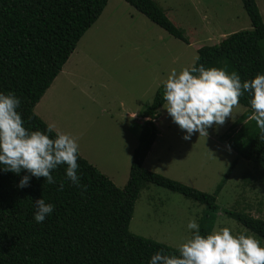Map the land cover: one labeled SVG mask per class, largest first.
<instances>
[{
    "label": "trees",
    "instance_id": "obj_1",
    "mask_svg": "<svg viewBox=\"0 0 264 264\" xmlns=\"http://www.w3.org/2000/svg\"><path fill=\"white\" fill-rule=\"evenodd\" d=\"M110 0H0V92L20 97L17 109L25 128L44 131L47 124L35 108L63 71L79 42L101 17ZM132 8L171 36L189 43L155 0H124ZM252 29L231 34L217 45L198 49L194 66L235 71L241 82L264 73V21L256 0H241ZM163 87L144 111L140 143L134 152L126 186L113 181L78 153L77 174L82 189L65 177L66 165L53 170L57 183L32 177L28 187L16 185L25 172H0V264H147L163 249L178 255L177 249L133 234L130 224L141 192L154 185L183 195L206 207L201 218V235L210 233L220 210L218 197L242 159L264 175V140L255 121L247 93L239 98L246 112L226 136L227 145L238 159L213 194L147 170L144 163L159 131L154 123L162 109ZM55 131L49 133L50 138ZM225 141V140H224ZM63 181L64 187L59 188ZM43 198L53 211L41 223L33 219V201ZM226 215L264 241V220L244 211Z\"/></svg>",
    "mask_w": 264,
    "mask_h": 264
},
{
    "label": "rangeland",
    "instance_id": "obj_2",
    "mask_svg": "<svg viewBox=\"0 0 264 264\" xmlns=\"http://www.w3.org/2000/svg\"><path fill=\"white\" fill-rule=\"evenodd\" d=\"M155 1L189 43L171 36L124 0H110L35 108L53 129L60 126L75 138L80 155L119 189L129 180L141 126L148 120L144 111L171 69L179 72L194 66L202 46L217 45L231 34L252 29L241 0ZM256 1L264 21V0ZM245 112L238 103L223 125L209 127L207 136L194 132L185 140L166 110L160 109L154 120L159 137L144 167L213 194L238 159L226 136L239 129L233 126ZM249 164L237 162L218 197L217 230L229 227L233 235H253L226 215L234 209L264 220V175ZM205 213L204 205L151 185L135 203L130 232L177 249L191 236L188 219L195 217L199 224Z\"/></svg>",
    "mask_w": 264,
    "mask_h": 264
},
{
    "label": "clouds",
    "instance_id": "obj_3",
    "mask_svg": "<svg viewBox=\"0 0 264 264\" xmlns=\"http://www.w3.org/2000/svg\"><path fill=\"white\" fill-rule=\"evenodd\" d=\"M245 93L250 97L254 120L259 129L260 140H264V73L241 82L235 71L208 67L203 64L182 68L179 72L171 69L163 81V105L173 123L184 133L183 139H191L192 134L207 136L209 127L223 125L232 117L234 106ZM21 99L15 93L0 92V172L20 175L16 185L23 189L29 186L32 177H44L48 184L57 183L53 170L66 165L65 177L79 188L77 157L79 145L67 133L56 132L49 136L53 125L44 131L25 128V121L17 109ZM64 187L63 181L59 188ZM33 219L41 223L53 211V204L43 198L33 201ZM186 228L190 238L177 246L176 254L163 249L154 252L147 264H264V246L253 235L244 232L233 235L229 227L213 228L201 235L195 217L189 218Z\"/></svg>",
    "mask_w": 264,
    "mask_h": 264
},
{
    "label": "crops",
    "instance_id": "obj_4",
    "mask_svg": "<svg viewBox=\"0 0 264 264\" xmlns=\"http://www.w3.org/2000/svg\"><path fill=\"white\" fill-rule=\"evenodd\" d=\"M67 63H68V62H67ZM64 67H65V66H64ZM63 72H64V70L61 72V74H63ZM61 74H60V75H61ZM41 100H42V99H41ZM41 100H40V102H41ZM40 102H39V103H40ZM39 103H38V104H39ZM36 107H37V106H36ZM133 116H134V115H132V118H133ZM41 119H42V118H41ZM42 120H43V119H42ZM43 121H44V120H43ZM44 122H45V121H44ZM45 123H46V122H45ZM46 124L49 125L48 123H46ZM53 130H54L55 132H62V133H67V134H68L67 131H61V130H65V129L60 128V126H59V130H58V129H55V128H54ZM155 144H156V143H155ZM155 144H154V145H155ZM153 147H154V146H153ZM150 153H151V152H150Z\"/></svg>",
    "mask_w": 264,
    "mask_h": 264
}]
</instances>
